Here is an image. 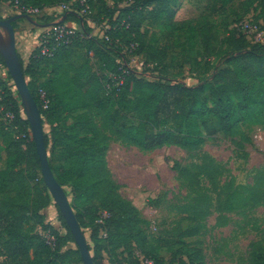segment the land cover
Segmentation results:
<instances>
[{"label": "trees", "instance_id": "1", "mask_svg": "<svg viewBox=\"0 0 264 264\" xmlns=\"http://www.w3.org/2000/svg\"><path fill=\"white\" fill-rule=\"evenodd\" d=\"M6 1L12 6L18 1L22 7L44 9L67 0ZM179 1L89 0L85 17L77 12L80 7L76 4L70 11L73 17L67 19L83 23L72 43L58 47L53 56L43 54L38 45L29 63L23 64L42 119L54 108L67 109L73 119L67 130H53L49 161L58 182L72 188L81 227L87 213L98 222L92 237L95 264H104V253L112 264H206L202 249L186 252L187 259L182 255L172 262L158 254L160 247L151 239L146 219L122 195L109 167L112 140L143 151L177 146L192 153L203 148L208 136L219 132L234 141L246 135V127L250 131L264 128V43H251L236 29H228L223 39L227 49L221 50L213 42L217 33L208 19L188 27L175 22ZM257 1L241 3L254 5ZM261 7L254 18L262 21L264 29ZM88 18L102 28V37L92 34ZM151 24L189 33L191 51H195L194 59H189L191 69H203L201 75L195 73L196 85L159 75L148 79L130 66L140 55L152 65L168 63L169 43L151 47L153 39L147 29ZM78 56L80 63H76ZM0 61L5 63L1 54ZM40 88L51 99L48 109L41 106ZM23 107L18 91L0 78V115L9 121L0 122L7 152L6 166L0 169V264H70V255L81 253L73 248L63 251L76 241L60 210L64 233L46 222L44 210L52 196ZM94 112L100 117L98 121L92 116ZM45 142L48 150L50 137L46 133ZM31 158L38 160L33 172L41 173L36 184H32L34 175L29 170ZM174 169L190 185L205 190L192 205H184L189 220L200 222L216 214L217 224L224 226L226 215L264 205V169L253 184L237 187L234 180L221 186L222 170L208 162L195 164L194 170L175 162ZM206 182L208 186H204ZM187 233L189 229L181 234ZM259 254L252 256L251 264H264Z\"/></svg>", "mask_w": 264, "mask_h": 264}, {"label": "rangeland", "instance_id": "2", "mask_svg": "<svg viewBox=\"0 0 264 264\" xmlns=\"http://www.w3.org/2000/svg\"><path fill=\"white\" fill-rule=\"evenodd\" d=\"M223 1L180 0L175 22L178 25L186 24L188 27L189 24H194L199 19H208L213 32L217 33L216 40L213 41L214 44L221 50H226L227 46L223 39L228 34V29H235L242 20L241 18L247 13V9L251 12L245 17L258 15L262 9L261 5L264 6V0H258L254 5L241 3L245 0H234L229 4H224ZM0 8V15L3 19L8 18L4 11L11 13L10 17L22 14L6 0H0ZM47 17L50 16L42 13L40 16H35L34 19L44 25L49 21ZM20 25L31 30H36L39 27L33 25L28 19L16 20L15 27L19 28ZM73 28L79 32L82 30L78 24H75ZM147 29L149 38L153 39L151 47L156 48L169 43L168 63L162 64L161 62L160 66L152 65L146 62L143 55H140L139 58L134 57L132 65L139 72L145 73L144 76L148 79L159 75L169 79L180 78L189 85H196L199 81L195 76L196 74L201 75L203 69L199 66H195L196 71L191 69L189 59L190 57L194 59L195 51H191L189 33L157 24H151L147 26ZM92 34H99L97 28H93ZM200 46L201 44L198 45V48ZM80 62L79 57L76 63ZM2 69L3 73L0 78L8 86L17 90L5 63H2ZM26 78L28 81L27 76ZM70 116L67 109L56 110L54 108L48 117L43 119L44 131L50 137L49 158L53 146V130L59 128L63 131L67 130L73 122ZM92 116L97 121L100 119L96 112ZM1 120L9 124V121L0 115V122ZM249 129L244 128L246 135L237 136L234 141L223 132L208 136L203 148L192 153L177 146H165L151 151H143L137 147L128 146L118 139L109 143L108 163L120 186V192L139 208L140 213L143 212L141 215L147 221L145 227L155 245L160 247L158 254L166 262H172L182 255L186 258V252L193 253L197 249L203 250L206 264H251L252 256L259 252L260 261H264V248L261 249L264 247V205L226 215L227 224L224 226L217 224L216 214L200 222L189 220L187 219L188 213L183 212L184 205H192L194 199L205 190L202 186L190 185L174 169L175 162L192 170H194L195 164L208 162L222 170L221 186L231 180H234L235 187L253 184L258 173L264 169V128L255 127L251 131ZM6 161L7 152L0 137V169L6 166ZM37 162L38 160L32 158L29 161L31 168L29 170L34 175L32 184L38 183L41 177L39 171L33 172L32 170ZM40 183L41 186L44 185V183ZM204 186H208V183L206 182ZM64 187L74 209L77 201L74 200L72 188L68 185ZM211 195L214 197V194L211 193ZM74 211L77 212L76 209ZM44 213L48 224L54 225L62 233L65 232L61 224L58 206L53 197L50 206L44 210ZM97 223L91 213H87L83 217L82 229L93 256L95 243L92 237ZM41 228L39 226V230L42 232ZM186 229H189L190 233L181 234ZM46 233L48 234V232ZM69 248L77 250L78 246L76 243H70L63 248V251ZM80 256L72 253L69 258L71 259L70 264H84Z\"/></svg>", "mask_w": 264, "mask_h": 264}, {"label": "water", "instance_id": "3", "mask_svg": "<svg viewBox=\"0 0 264 264\" xmlns=\"http://www.w3.org/2000/svg\"><path fill=\"white\" fill-rule=\"evenodd\" d=\"M20 18H25L33 23H37V21L27 13L0 19V54L4 59L21 97L40 159L41 171L46 186L75 238L83 263L95 264L90 245L77 219L65 187L58 182L50 166L42 115L38 103L29 88L23 69V63L16 48V30L14 22ZM53 24L55 23L44 24L43 26L48 27Z\"/></svg>", "mask_w": 264, "mask_h": 264}, {"label": "built area", "instance_id": "4", "mask_svg": "<svg viewBox=\"0 0 264 264\" xmlns=\"http://www.w3.org/2000/svg\"><path fill=\"white\" fill-rule=\"evenodd\" d=\"M78 4L80 9L77 11L81 16L85 17L89 12V0H67L62 2L59 7L64 12L72 11V7ZM15 7L19 12L27 13L33 16H40L44 9L33 8V7H22L21 4L16 1ZM263 23L261 20L256 21L254 17L248 16L243 18L235 27L239 35H243L251 43H264L263 35ZM77 30L73 26H69L65 23H55L51 26L45 28L42 32L38 45L42 47V53L47 56H53L56 49L61 45L70 44ZM39 96L41 101V106L43 109H48L51 104V99L47 91L44 88L39 89ZM9 117L12 115L8 114ZM101 235L106 236L104 231ZM52 239L51 237H49ZM146 264H154L153 261H146Z\"/></svg>", "mask_w": 264, "mask_h": 264}, {"label": "crops", "instance_id": "5", "mask_svg": "<svg viewBox=\"0 0 264 264\" xmlns=\"http://www.w3.org/2000/svg\"><path fill=\"white\" fill-rule=\"evenodd\" d=\"M109 3L111 4L112 2L110 1ZM0 12H1V8H0ZM4 12L6 15H8L6 17H10L11 13H9L7 11H4ZM43 13H46V14H48V16H50V17H47V19H49L48 23H44V24L58 23V22L59 23H65L69 26H75V24H78L82 28L83 21L77 20V19H74V20L73 19H67L69 16L73 17L72 13L71 12H64L59 7V5L46 7V8H44ZM30 16H32L33 18L35 17L33 15H30ZM20 19H25V18H20ZM87 22H88L90 27L97 28V31L99 32V34H96V35H98L99 37L103 36L104 32H103L102 28L97 26L91 18H88ZM31 23L35 26H39L37 28L38 30L37 29L31 30V29H28L27 27H22V25H20L18 28V27H15V22H14V27L16 30V48H17L19 56L22 59L24 65H27L29 63L31 54L37 48L38 43H39V38H40L42 32L46 28L45 26H43L42 23H39L38 21H37V23H33V22H31ZM77 51H78L77 54L79 55L81 51L79 49ZM91 54L93 55V52H91ZM137 57L139 58L140 56H136V58ZM133 59L130 62V66L132 68H135L134 65H132ZM2 73H3L2 62L0 61V76ZM141 213L143 214V212H141ZM104 257H105L104 264H112L109 261L108 255L106 253H104Z\"/></svg>", "mask_w": 264, "mask_h": 264}]
</instances>
